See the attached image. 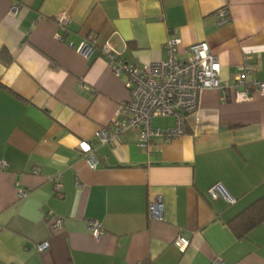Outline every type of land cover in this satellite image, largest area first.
<instances>
[{"label": "crops", "instance_id": "0c3cea01", "mask_svg": "<svg viewBox=\"0 0 264 264\" xmlns=\"http://www.w3.org/2000/svg\"><path fill=\"white\" fill-rule=\"evenodd\" d=\"M170 38L181 60L208 43L225 81L246 64L264 80V0H0V264H264V224L244 239L229 227L264 196V94L238 103L204 90L181 137L143 149L128 131L98 146L129 98L101 48L144 67L167 58ZM82 142L97 146L96 169ZM216 185L235 203L212 199Z\"/></svg>", "mask_w": 264, "mask_h": 264}, {"label": "built area", "instance_id": "2783aa9c", "mask_svg": "<svg viewBox=\"0 0 264 264\" xmlns=\"http://www.w3.org/2000/svg\"><path fill=\"white\" fill-rule=\"evenodd\" d=\"M12 11L16 13L17 8L13 7ZM220 14L224 19L223 24L230 21L228 10L224 9ZM63 23H67V19H63ZM180 44V39L170 38L164 45L167 58L144 67L126 62L110 45L101 48L100 56L109 62L113 73L117 77H127L129 98L120 105L117 119L108 128L98 132V146H114L121 142L122 136L128 131L138 132L139 146L143 149H150L153 139L167 142L181 137L185 134L186 117L197 112L204 90L219 91L224 102L231 100L238 103L250 101L253 91L264 94V80L250 79L254 70L249 64L243 65L235 81L230 83L221 78V65L211 53L208 43L191 45L186 51L185 60L178 56ZM94 48V43L83 42L76 50L82 56L90 58ZM158 118H175V125L166 129L157 128L154 121ZM79 149L89 167L96 169L97 146L82 142ZM5 167L6 163L0 161V170ZM55 182L60 188L61 178L58 177ZM209 194L214 200L224 197L221 185L211 188ZM24 195L25 192L21 191V196ZM224 198L231 204L235 203L234 199ZM161 211L160 200L149 204L151 218L161 221ZM62 226V219H57L52 224L54 229ZM89 226L96 238L103 235L97 222H90ZM174 246L184 253L189 247V241L178 236ZM47 247L48 243L40 244L38 251L43 252ZM215 264H221V261L217 259Z\"/></svg>", "mask_w": 264, "mask_h": 264}, {"label": "trees", "instance_id": "16d2710c", "mask_svg": "<svg viewBox=\"0 0 264 264\" xmlns=\"http://www.w3.org/2000/svg\"><path fill=\"white\" fill-rule=\"evenodd\" d=\"M8 63L9 61L6 62ZM262 224H264V196L232 219L229 227L238 239H244Z\"/></svg>", "mask_w": 264, "mask_h": 264}, {"label": "rangeland", "instance_id": "374dc122", "mask_svg": "<svg viewBox=\"0 0 264 264\" xmlns=\"http://www.w3.org/2000/svg\"><path fill=\"white\" fill-rule=\"evenodd\" d=\"M175 118H169V119H165V118H158L155 120V127H164V126H167V125H175Z\"/></svg>", "mask_w": 264, "mask_h": 264}]
</instances>
